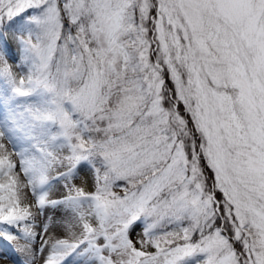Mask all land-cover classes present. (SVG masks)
Returning <instances> with one entry per match:
<instances>
[{"label":"snow or ice","instance_id":"6c2138e0","mask_svg":"<svg viewBox=\"0 0 264 264\" xmlns=\"http://www.w3.org/2000/svg\"><path fill=\"white\" fill-rule=\"evenodd\" d=\"M0 239L32 264H264V0H0Z\"/></svg>","mask_w":264,"mask_h":264},{"label":"rangeland","instance_id":"374dc122","mask_svg":"<svg viewBox=\"0 0 264 264\" xmlns=\"http://www.w3.org/2000/svg\"><path fill=\"white\" fill-rule=\"evenodd\" d=\"M6 147L8 148L9 151L12 150V145L8 144L7 142H6ZM20 176H21V180H23V173H20ZM91 182H92L91 174L90 173H86V172L80 173L78 179L75 181V183H77V184H82V183L90 184ZM25 192L28 193V198L30 199L31 198L30 197V191L28 189H25ZM58 195H59L58 191L54 190L53 194H52V198H56ZM33 211H35V209H33ZM48 218H51V219H48ZM62 222H63V218H62L60 212L53 211L51 209L46 210L43 215L38 217V223L40 225H43L45 223H49L50 224V228L54 227L55 224H58V226H59V225L62 224ZM50 232H52V230ZM138 232H139V228H137L136 231L133 233V239L134 240L139 239ZM53 234L54 235H52V236H61V235L64 236L65 232L63 234V232L55 230ZM16 243L17 242L14 241L11 244H9L8 242L0 239V245L6 246V247H10L16 254L18 253L21 256V252L14 250L15 246H16ZM20 243H23V241H21ZM0 257H2V256H0ZM0 259L3 260L4 258L2 257ZM71 259L72 258L70 257L69 260L71 261ZM11 263L15 264V263H13V261ZM28 264H32V261H29Z\"/></svg>","mask_w":264,"mask_h":264},{"label":"bare ground","instance_id":"6f19581e","mask_svg":"<svg viewBox=\"0 0 264 264\" xmlns=\"http://www.w3.org/2000/svg\"><path fill=\"white\" fill-rule=\"evenodd\" d=\"M38 222V221H37ZM54 233L55 230L61 231L64 234V230L62 227V224L58 226V224H55L54 227L50 228V231ZM39 231V229H37ZM52 232H50V235H54ZM52 233V234H51ZM63 236V235H61ZM40 242L37 240V243L34 244V248H39ZM0 256H2L4 259H0V264H12L11 262L15 264H28L29 261H32V256L30 253H23L21 252V256L17 253H15L10 247L2 246L0 245ZM0 257V258H2ZM12 260V261H11ZM35 264H42L41 258L37 256L35 260Z\"/></svg>","mask_w":264,"mask_h":264},{"label":"trees","instance_id":"16d2710c","mask_svg":"<svg viewBox=\"0 0 264 264\" xmlns=\"http://www.w3.org/2000/svg\"><path fill=\"white\" fill-rule=\"evenodd\" d=\"M141 229L139 228V232H138V236H139V238H140V234H141V231H140Z\"/></svg>","mask_w":264,"mask_h":264}]
</instances>
